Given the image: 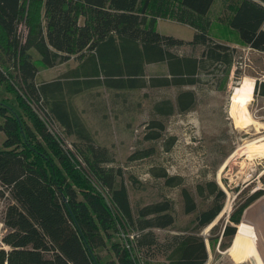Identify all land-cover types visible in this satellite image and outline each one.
Here are the masks:
<instances>
[{"label":"trees","instance_id":"trees-1","mask_svg":"<svg viewBox=\"0 0 264 264\" xmlns=\"http://www.w3.org/2000/svg\"><path fill=\"white\" fill-rule=\"evenodd\" d=\"M217 0H0V200L9 197L6 234L0 264H206L207 246L198 235L158 241L154 229L174 225L169 199L134 206L124 174L110 150L95 142L73 102L57 98L65 92L61 80L40 83V68L52 69L74 59L79 67L92 65L97 77L76 79L74 92L104 88L116 95L147 87L195 85L204 59L232 69L231 47L217 43L209 18ZM230 16L219 21L238 43L264 53V0H225ZM159 21H172L195 30L192 41L158 32ZM28 29L23 36L21 28ZM203 47V59L179 56L183 46ZM41 56V66L31 51ZM164 64L167 76L147 78L146 68ZM260 86L257 94L264 97ZM178 111L195 105L193 91L177 97ZM174 103L163 100L154 114L170 116ZM154 119L146 141H158L163 130ZM159 128L160 131L155 130ZM72 139L69 144L65 140ZM153 148L139 150L129 161L150 158ZM111 165V166H110ZM167 187L177 178L163 169L152 171ZM130 185L138 180L130 177ZM218 201L198 210L183 190L186 212L196 214L197 231L220 215L226 194L208 184ZM261 192L250 196L231 216L219 238L236 235L244 210ZM213 229V231H215ZM131 236L134 241H131ZM181 237V236H179ZM171 247V248H170Z\"/></svg>","mask_w":264,"mask_h":264},{"label":"rangeland","instance_id":"rangeland-1","mask_svg":"<svg viewBox=\"0 0 264 264\" xmlns=\"http://www.w3.org/2000/svg\"><path fill=\"white\" fill-rule=\"evenodd\" d=\"M226 9L225 0H217L209 18L216 42L231 47L233 67L229 73L225 64L204 59L195 85L147 87L118 95L99 88L76 95L72 82L95 78L97 71L92 65L79 67L72 59L49 70L41 67L37 79L40 83L63 81L65 92L57 98L73 102L95 142L110 150L115 160L111 165L123 170L119 180L127 184L134 206L162 199L172 201L174 225L153 230L161 244L167 246L175 238L198 235L207 246L206 264H264V97L256 92L257 86L259 93L263 90L264 53L240 45L231 30L220 23L221 18L231 15ZM157 30L185 41L192 40L195 34L193 28L172 21H160ZM21 31L23 36L28 33L25 27ZM175 53L203 59L204 49L186 45L175 49ZM31 54L40 67V54L35 49ZM146 74L148 79L162 78L167 76V69L164 64H153L147 66ZM184 91H193L195 105L180 113L177 97ZM166 99L174 103V113L168 117L155 115L154 105ZM154 119L164 128L162 136L158 141H146L153 131L150 124ZM68 140L73 142L69 138L65 143L69 144ZM4 141L0 130V148ZM147 148L154 149L150 158L129 161L133 153ZM158 169L177 178L176 185L165 186V179L152 174ZM131 176L138 185H130ZM210 182L224 191L226 199L218 218L197 231L196 214L186 212L182 192L187 190L192 195L198 210L208 209L219 199L217 191L211 194ZM258 192L262 194L244 210L236 225V235L222 247L219 238L224 228L235 225L232 214ZM8 204V196L0 200V248L4 247L2 239L7 232L4 217ZM167 259L159 256L156 264H168Z\"/></svg>","mask_w":264,"mask_h":264},{"label":"crops","instance_id":"crops-1","mask_svg":"<svg viewBox=\"0 0 264 264\" xmlns=\"http://www.w3.org/2000/svg\"><path fill=\"white\" fill-rule=\"evenodd\" d=\"M211 12V11H210ZM160 22V21H159ZM167 36V35H166ZM171 37H173V36H171ZM175 38V37H174ZM178 39V38H177ZM185 41V40H184ZM190 41H192V40H190ZM187 42H189V41H187ZM47 70H49V69H47ZM40 73V72H39ZM48 82V81H47ZM49 82H51V81H49ZM75 93V92H74ZM76 94V93H75ZM77 95V94H76ZM74 104V103H73Z\"/></svg>","mask_w":264,"mask_h":264},{"label":"water","instance_id":"water-1","mask_svg":"<svg viewBox=\"0 0 264 264\" xmlns=\"http://www.w3.org/2000/svg\"><path fill=\"white\" fill-rule=\"evenodd\" d=\"M244 223H246V220L244 219Z\"/></svg>","mask_w":264,"mask_h":264}]
</instances>
